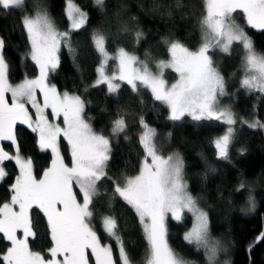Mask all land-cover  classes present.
<instances>
[{
  "label": "snow or ice",
  "instance_id": "6c2138e0",
  "mask_svg": "<svg viewBox=\"0 0 264 264\" xmlns=\"http://www.w3.org/2000/svg\"><path fill=\"white\" fill-rule=\"evenodd\" d=\"M94 4L102 10L104 0H94ZM24 5L25 0H0V12L22 10ZM204 8L199 47L190 50L179 40L164 38L170 59L153 61L155 73L149 67L151 58L147 53L145 60L123 47H117L112 54L106 47L105 35L93 30L92 44L99 63L96 79L85 86V91L103 85L108 95H118L122 84L137 95L147 89L154 101L168 108L169 121L180 122L187 116L198 123H221L226 126L225 132L213 143L217 158L228 159L237 120L230 108L219 105L218 98L228 93L210 52L219 49L227 53L233 43L240 44L244 49L240 87L249 93L264 94V54L257 53L245 31V26L264 31V0H204ZM235 13L241 14L243 25L236 22ZM66 17L69 31L59 30L46 11L21 16L20 25L28 44L21 59H30L39 74L36 78L25 76L15 85L9 82L5 40L0 37V183L9 176L5 162H12L17 170L5 185L7 200L0 202V241L7 242L0 250V264H116L112 246L102 242L92 223L93 202L101 195V181L112 186L109 208L112 198L118 197L137 217L147 245L145 264H194L180 257L167 239L168 220L181 222L185 212L193 216L194 223L183 239L197 249L203 248L212 264L220 243L209 238L208 214L188 191L180 154L162 155L155 143L156 130L141 116L139 143L143 157L139 171L134 176H124L120 182L107 171L109 139L94 131L85 118L86 101L79 95L59 91L48 82L50 73L60 66L62 47L75 61L71 32L85 26L88 13L74 0H66ZM123 31L127 32V27ZM142 35L135 32L136 43ZM109 61H115L111 72L107 70ZM165 69L176 74L174 83L164 79ZM240 123L264 130V122L259 119L241 118ZM18 125L35 134L34 146L39 152L50 154L48 166L40 172L34 170L33 160L23 152ZM125 129V120L118 114L112 133L118 135ZM166 138L170 139L171 133ZM61 139L66 142L68 162L61 151ZM4 142H8L12 152L5 149ZM238 187H245L243 179ZM248 204L249 211L254 210L251 195ZM34 217L43 222L47 235L48 247L43 252L30 247V240L39 243ZM101 226L106 236L115 240L120 264H132L115 217H102ZM261 242L264 231L248 244L249 254Z\"/></svg>",
  "mask_w": 264,
  "mask_h": 264
},
{
  "label": "trees",
  "instance_id": "16d2710c",
  "mask_svg": "<svg viewBox=\"0 0 264 264\" xmlns=\"http://www.w3.org/2000/svg\"><path fill=\"white\" fill-rule=\"evenodd\" d=\"M88 13L86 25L71 32V42L75 49V61L65 47L60 51V66L48 80L61 92L81 96L86 101L85 118L89 120L97 133L109 139L111 148L107 171L120 182L124 176L138 174L143 150L139 143L141 134L140 117L149 127L156 130L155 143L164 156L179 153L184 162V179L188 191L197 198L199 206L208 214L209 238L219 241L218 259L212 264H264V242L257 244L251 251L247 246L264 231V130L250 129L241 125L245 120L259 119L264 122V94L248 92L240 87L243 78V47L235 43L230 54L215 52L214 65L224 77L227 92L230 94L232 107L237 119L235 133L228 148V159H218L214 139L225 132L226 126L216 121L195 122L189 119L172 122L167 119L168 108L154 101L147 89L139 94L131 92L123 85L118 95H108L106 86L88 87L96 79L99 58L92 44L93 30L106 37V47L112 54L117 47H123L145 60V53L151 58L148 63L154 68L153 61L169 60L167 46L163 42L179 40L190 50H195L201 43L200 20L205 14L204 0H104L103 9L94 4V0H74ZM177 3L180 7H177ZM66 0H25L22 10L10 13L0 12V37L5 40L4 56L8 63V76L12 84L21 82L25 76L36 78L38 68L30 59L22 61V54L28 50L27 40L20 25L24 14L35 15L37 11H46L61 31H69L70 24L66 17ZM234 15H238L235 13ZM127 27L128 31H123ZM143 33L136 43L135 32ZM253 42L254 49L264 54V31L245 27ZM175 82L176 74L167 72ZM141 99L143 103H141ZM90 101V103H88ZM31 111V109H30ZM122 115L126 129L113 135V122ZM171 133L168 139L167 134ZM34 136L30 130L18 129V141L26 156L31 157L34 170L40 172L49 164L48 153H41L34 146ZM127 137V139L125 138ZM61 139V151L66 162L69 156ZM8 151L12 149L6 147ZM9 176L0 183V202L7 200L5 185L16 173L12 162H5ZM215 169V171H212ZM241 179L245 187L239 189ZM101 195L93 202V226L102 242L110 244L118 263L119 253L114 239L103 232L101 220L104 216H114L126 251L132 264H145L146 241L142 227L131 209L112 195L111 183L100 182ZM254 198L255 208L249 211L248 197ZM194 223L190 213L185 212L183 220H168V243L184 260L194 264H210L203 248L188 244L184 235ZM37 225L39 243L30 240L34 251L43 252L48 247L47 235L43 222L34 217ZM6 241H0V250ZM120 264V263H118Z\"/></svg>",
  "mask_w": 264,
  "mask_h": 264
},
{
  "label": "rangeland",
  "instance_id": "374dc122",
  "mask_svg": "<svg viewBox=\"0 0 264 264\" xmlns=\"http://www.w3.org/2000/svg\"><path fill=\"white\" fill-rule=\"evenodd\" d=\"M84 11V10H83ZM65 12H66V9H65ZM234 15V14H233ZM234 18L236 19V22L237 23H241L242 25H243V18H242V16H241V14H239L238 13V15H234ZM69 24H70V22H69ZM86 25V24H85ZM245 27H247V26H245ZM247 28H250V27H247ZM253 30H255L256 31V29H253ZM259 31H261V30H259ZM201 35H202V32H201ZM235 45V43H233V45L231 46V49H230V51L229 52H227V53H225V52H222V51H220L219 49H214V50H212L211 52H210V55L212 56V59H213V63H214V56H213V54L215 53V52H219V53H221V54H223V55H228V54H230V52H231V50H232V48H233V46ZM196 50V49H195ZM59 56H60V53H59ZM169 58H170V56H169ZM141 60V59H140ZM114 65H115V61H109L108 62V68H107V70L109 71V72H111V71H113V68H114ZM155 67L152 69V68H150L154 73L157 71V68H156V65H154ZM215 66V65H214ZM218 69V68H217ZM57 71V70H56ZM55 71V72H56ZM218 71H219V69H218ZM54 72V73H55ZM167 72H173L171 69H165V71H164V79L170 84V81H171V79H169L167 76H166V73ZM54 73H50V75H49V78H50V76L52 75V74H54ZM39 74V73H38ZM49 78H48V80H49ZM10 82V81H9ZM15 85V84H14ZM227 91V90H226ZM228 93V92H227ZM37 95H38V98H40V94H39V92L37 93ZM231 96H230V94L228 93L227 95H225V96H221V97H219L218 99H219V105L221 106V107H228V108H230L231 109V111L235 114V111H234V108L232 107V103H231V98H230ZM185 119H189V120H191V118L190 117H187V116H185L184 117V119L183 120H185ZM237 120V119H236ZM192 121V120H191ZM154 129V128H153ZM111 149V148H110ZM183 172H184V169H183ZM183 220V219H182ZM210 228V227H209ZM117 250H118V246H117ZM118 253H119V251H118ZM113 259L116 261V264H118V263H120V261L118 260V263H117V260H116V256H115V253L113 252ZM217 260H219L218 259V255H216V257H215V260L214 261H217Z\"/></svg>",
  "mask_w": 264,
  "mask_h": 264
},
{
  "label": "water",
  "instance_id": "95a60500",
  "mask_svg": "<svg viewBox=\"0 0 264 264\" xmlns=\"http://www.w3.org/2000/svg\"><path fill=\"white\" fill-rule=\"evenodd\" d=\"M22 127L26 128V126L18 125V126H17V131H18L19 128H22ZM4 146H5V149H6V147H8V142H4ZM6 150H7V149H6ZM7 151H8V150H7Z\"/></svg>",
  "mask_w": 264,
  "mask_h": 264
},
{
  "label": "flooded vegetation",
  "instance_id": "af4514ba",
  "mask_svg": "<svg viewBox=\"0 0 264 264\" xmlns=\"http://www.w3.org/2000/svg\"><path fill=\"white\" fill-rule=\"evenodd\" d=\"M12 151H13V149L11 151H9V152H12Z\"/></svg>",
  "mask_w": 264,
  "mask_h": 264
}]
</instances>
